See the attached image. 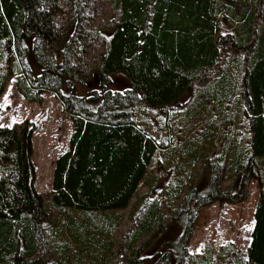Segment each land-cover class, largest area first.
Wrapping results in <instances>:
<instances>
[{
  "label": "trees",
  "instance_id": "trees-1",
  "mask_svg": "<svg viewBox=\"0 0 264 264\" xmlns=\"http://www.w3.org/2000/svg\"><path fill=\"white\" fill-rule=\"evenodd\" d=\"M102 1L94 27L92 0H0V94L13 77L22 99L51 92L70 121L45 199L33 121L0 125V264H264V0ZM115 74L123 88L107 87ZM91 79L97 88L76 92ZM169 165L163 193L145 199ZM251 179L244 249L189 253L198 209L243 200Z\"/></svg>",
  "mask_w": 264,
  "mask_h": 264
},
{
  "label": "rangeland",
  "instance_id": "rangeland-1",
  "mask_svg": "<svg viewBox=\"0 0 264 264\" xmlns=\"http://www.w3.org/2000/svg\"><path fill=\"white\" fill-rule=\"evenodd\" d=\"M91 10L88 14L92 26H99L108 8L102 0H92ZM223 30L225 19L219 18ZM227 29V28H226ZM221 30V31H222ZM224 31V30H223ZM232 52V50H228ZM111 84L107 87L120 89L125 86V79L121 74L111 76ZM98 87L95 79L87 81L84 86L77 85L76 92L86 94L92 88ZM150 120L151 127L155 128L158 136L163 134L161 115L154 114L152 110L144 114ZM29 119L34 123L32 133V161L35 169L34 188L47 198L50 192V178L53 159L65 149L70 131L68 115L63 111L60 101L51 93L43 92L42 101L27 102L18 93L14 86V78H10L0 94V125L11 121ZM176 133V131H173ZM177 134V133H176ZM219 149V147H218ZM171 165L160 169L158 179L145 199L160 196L163 193L167 179H170ZM196 186L205 182L201 171H195ZM246 187V197L235 203L213 201L198 209L197 220L192 227L191 234L186 243V249L191 254H200L209 247L210 252H216L219 247L230 242L234 249L243 250L249 237L252 221V211L257 196L258 187L254 179ZM144 187L137 192L142 193ZM136 208V207H135ZM127 209L122 212V221L116 227L111 251H115V259H120L122 251L118 250L121 242V233L129 227Z\"/></svg>",
  "mask_w": 264,
  "mask_h": 264
},
{
  "label": "crops",
  "instance_id": "crops-1",
  "mask_svg": "<svg viewBox=\"0 0 264 264\" xmlns=\"http://www.w3.org/2000/svg\"><path fill=\"white\" fill-rule=\"evenodd\" d=\"M225 27V26H224ZM225 29L226 28H223V30L225 31ZM222 30V29H221ZM222 30V31H223ZM211 73V72H210ZM192 96H194L193 95V93L191 92L190 94H188L187 92L185 93V95H184V97H185V102L183 101L182 103H180L179 105H177L175 108H174V111H176L175 113L176 114H179V111H181L182 109H184L187 105H188V103H189V101L192 99ZM185 124V123H184ZM202 124H204V123H202ZM221 125V124H220ZM182 127V128H181ZM221 127V126H220ZM177 128L178 129H183V125L181 126V121L178 119V123H177ZM201 172H202V174H204V176L206 177L207 176V171L205 170V167H203L202 169H201ZM252 180V179H251ZM250 183V182H249ZM256 186H257V184H256ZM258 187V186H257ZM258 189H259V187H258ZM210 204V203H209Z\"/></svg>",
  "mask_w": 264,
  "mask_h": 264
}]
</instances>
